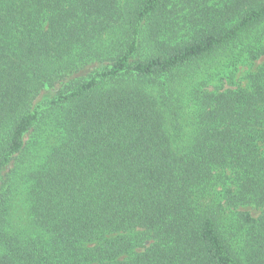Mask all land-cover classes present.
<instances>
[{
    "label": "trees",
    "instance_id": "16d2710c",
    "mask_svg": "<svg viewBox=\"0 0 264 264\" xmlns=\"http://www.w3.org/2000/svg\"><path fill=\"white\" fill-rule=\"evenodd\" d=\"M262 56L264 0H0V264H264V63L207 88Z\"/></svg>",
    "mask_w": 264,
    "mask_h": 264
},
{
    "label": "rangeland",
    "instance_id": "374dc122",
    "mask_svg": "<svg viewBox=\"0 0 264 264\" xmlns=\"http://www.w3.org/2000/svg\"><path fill=\"white\" fill-rule=\"evenodd\" d=\"M220 59H223L222 56L220 58H218L216 60V62H213L212 64H217V62L220 60ZM220 62V61H219ZM224 62V61H223ZM264 63V56L260 57L259 59H256L254 61H252V63H245V64H239L237 69L234 71L235 73V78H234V81L233 83H229L227 81V79L225 77H223V75L219 74V75H216L214 78H211L209 81H208V84H207V88L210 89V90H213V89H225V88H235L237 87V84L241 85V86H246L248 81L246 79V75L249 71H254L256 70L260 65H262ZM218 65H221L222 66V62L219 63ZM19 208V209H18ZM245 209H248V210H251V212L254 214V215H257L258 214V211L253 208V207H246ZM17 210L19 211H22L21 209V203H19V205L17 206Z\"/></svg>",
    "mask_w": 264,
    "mask_h": 264
}]
</instances>
